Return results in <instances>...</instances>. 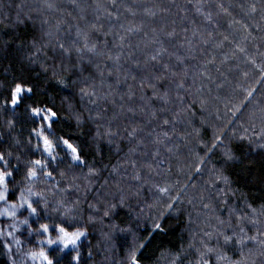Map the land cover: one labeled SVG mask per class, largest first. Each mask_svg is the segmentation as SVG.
I'll list each match as a JSON object with an SVG mask.
<instances>
[{
	"label": "trees",
	"instance_id": "trees-1",
	"mask_svg": "<svg viewBox=\"0 0 264 264\" xmlns=\"http://www.w3.org/2000/svg\"><path fill=\"white\" fill-rule=\"evenodd\" d=\"M17 83L33 92L12 108ZM82 88L94 95L81 99ZM33 105L56 112L55 136L85 162L71 165L58 148L52 179L41 174L33 188L52 205L29 221L34 231L48 223L86 232L59 264H75L77 253L79 264H131L133 249L138 264H264V0H0V152L11 153L15 172L9 203L26 187V163L42 158ZM149 135L155 143L143 159ZM58 202L71 211H53ZM12 223L0 217L4 236ZM234 233L243 245L224 244L223 234ZM4 243L0 264H13Z\"/></svg>",
	"mask_w": 264,
	"mask_h": 264
},
{
	"label": "snow or ice",
	"instance_id": "snow-or-ice-1",
	"mask_svg": "<svg viewBox=\"0 0 264 264\" xmlns=\"http://www.w3.org/2000/svg\"><path fill=\"white\" fill-rule=\"evenodd\" d=\"M255 9H253L254 11ZM60 49L63 53L70 54V50L65 48L63 44H60ZM79 51V50H78ZM88 51L93 52V48H88ZM156 59V57H152ZM57 83L62 86H66L63 80H58ZM33 92L32 87H24L22 83H17L14 89L11 90V100L10 104L12 108H16L22 101L25 95H30ZM81 99L85 97H91L94 93H89L86 89L80 90ZM94 103V101H92ZM131 111V109H129ZM31 117L34 121L40 123V129L33 131V135L37 138L36 151L41 152V159L30 160L26 163L25 167L27 169L24 176V183L26 187H23L20 190V194L16 197L17 202L9 203V197L14 196L15 193L9 188V184L13 183L14 170H9L11 165V153H8L7 156L0 152V203L4 204L3 210H0V217H5L9 220H12L13 223L9 225V228L4 236L3 232L0 231V237L5 239L4 247L8 249L9 253L12 251V242L16 245L21 244V240L16 237V233L20 231V226H24L28 229L29 235L33 233V229L29 221L32 218H39L41 216H47L49 208L52 205L49 203L48 199L41 193L33 190L34 185L37 180L43 175L47 180L52 179V171H49L50 166L57 164V149L63 147L66 155L70 156L71 165L80 166L85 162L81 159V152L72 145L68 139L63 137L57 138L53 130V123L56 117V112L51 108L39 107L33 105L29 109ZM167 123V121H165ZM13 127V123L9 121V128ZM137 134V129L132 128L131 131L127 132V137L134 139ZM109 141L116 136V133L111 131L106 133ZM217 145H213L216 147ZM226 157L231 160L233 159L232 155L228 152L225 153ZM19 159V158H17ZM70 165V166H71ZM55 168L53 167V171ZM199 171V169H197ZM89 176H94L96 174L95 170L89 169ZM63 175V174H62ZM160 191L166 192L167 189H160ZM121 206H123L121 204ZM117 205L113 204L111 207L104 212V216H108L111 211L116 209ZM169 209L172 205L168 206ZM53 211L59 213L61 216L67 215L71 211L70 208H65L63 202H58ZM24 212H27V216L24 219L17 220V216L23 215ZM160 225H156V229H160ZM243 231V229H241ZM36 235H42L45 239L38 241L39 244L45 245L48 251H45L44 248H41L39 253L32 252L30 256L36 258L37 256L40 259V264H59V260L66 255H70L71 251H75L78 247L79 241L81 238L86 236V232L77 229L74 232H70L63 224L60 225H49L48 223H43L38 229H35ZM52 233H55L53 237ZM254 239V238H249ZM243 245L244 239H236V234L227 235L223 234V241L225 245L233 243ZM144 247V245H140ZM71 250V251H70ZM137 251L138 249H133L130 253L131 264H138L137 261ZM208 252H212L213 249L209 248ZM59 253V258L55 254ZM218 259H227L222 254L218 255ZM72 261L75 264H79V254L72 256ZM71 264V262H70Z\"/></svg>",
	"mask_w": 264,
	"mask_h": 264
},
{
	"label": "rangeland",
	"instance_id": "rangeland-1",
	"mask_svg": "<svg viewBox=\"0 0 264 264\" xmlns=\"http://www.w3.org/2000/svg\"><path fill=\"white\" fill-rule=\"evenodd\" d=\"M54 1H56V0H54ZM39 5V4H38ZM41 8H42V11H44V12H46L47 11V7H45V4H43V6H41ZM39 10H40V7H39ZM41 11V10H40ZM41 11V12H42ZM51 11H54V10H51ZM54 13H55V11H54ZM78 18H80V16L79 15H76ZM89 17H93V18H95L96 17V15L95 14H91L90 12H89ZM82 22H83V20H82ZM134 52V51H133ZM132 52V53H133ZM135 53L136 54H139V52L137 51V50H135ZM132 64H133V62H132ZM137 64H133V66H136ZM147 65H149V61H146L145 63H143L142 65H141V68L144 70V69H146V67H147ZM116 67V64L115 65H113L111 68H115ZM136 69H137V67H135ZM178 76H179V79L181 78V79H186L185 77L186 76H184V74L183 75H181V74H178ZM162 77V76H161ZM125 79H123V81H124ZM131 82H133L132 80H131ZM136 83V86H137V88L138 89H140V88H142L141 86H142V83H144V81L143 80H140V81H135ZM146 85V84H145ZM154 97V96H153ZM165 101V100H164ZM167 101V100H166ZM148 102V101H147ZM176 103L177 104H179L180 102H179V100H178V97H176L175 98V100H174V102L173 103H171V105L170 106H173V107H175L176 108ZM179 107H180V105H179ZM256 111V110H255ZM258 112V111H257ZM263 112V111H262ZM138 113H139V115H137V117L136 118H138V117H140V115H141V110H139L138 111ZM184 113L182 112V109H178L177 110V112H176V117H178L179 115H183ZM260 114V113H259ZM256 115V112H255V114H254V112H249V114H248V116H249V118H250V120H252V121H255V122H260V121H262V115ZM117 118H121V117H123L122 115H121V113H118L117 114ZM133 116V115H132ZM184 116V115H183ZM141 117H143V116H141ZM205 118V120H204V122L205 123H209L210 124V122H211V119H212V114H206V116L204 117ZM187 120V119H186ZM179 122V121H178ZM192 131H191V135H192ZM154 134V133H153ZM36 141H37V138H36ZM154 143H155V140H154V138H152L150 135L148 136V139H146V142H145V144H143V151L145 152L144 154H142L143 156V159H145L146 158V155H147V153H148V151H149V148H152V146H154ZM145 146H146V150H145ZM63 148V147H62ZM155 148V147H154ZM64 149V148H63ZM158 151H161V150H158ZM167 152V151H166ZM131 156V154L129 153L128 154V157L130 158V156ZM172 155H174V154H172ZM180 156V155H179ZM178 156V157H179ZM69 158H70V156H68ZM137 157H138V155H137ZM185 157H187V155H185ZM128 158V159H129ZM133 158H136V155L134 154V156H133ZM187 159H188V157H187ZM130 160V159H129ZM132 160V159H131ZM179 161V160H178ZM180 162V161H179ZM146 165H144V163H139V169H144V168H147V167H145ZM173 169H176V170H174V171H179V170H181L180 168H178L177 166L175 167V168H173ZM152 174V173H151ZM147 176H149L150 177V175H147ZM144 181H146L147 180V178L145 177V175H144ZM146 183L144 182V183H139V185H137V189H136V191H137V193L136 194H132V195H134V196H138L139 195V192H140V189H141V187L142 186H144ZM152 187V186H151ZM152 189H155L154 187H152ZM125 199H126V197H125ZM155 200H157V199H155ZM155 200H153L152 199V201L153 202H155ZM151 206H149V208H150ZM230 213V212H229ZM229 216H230V214H228ZM24 216H27L26 214L25 215H22V216H19L18 217V219L17 220H20V219H24ZM30 223V225H31V228L33 227L32 226V224H31V222H29ZM20 231H18L17 233H16V237L19 239V240H21V244L20 245H16L14 242H12V245H11V247H12V251H11V253H9V256H10V259H11V262H13V264H40V259H39V257L37 256L35 259L34 258H32L31 256H30V253H32V252H36V253H39V251L41 250V248H44L45 249V251H48V249H47V247L45 246V245H41V244H39L38 243V241H40V240H43V239H45V237L44 236H42V235H36V233H35V231H34V229H33V233H32V235L30 236L29 235V232H28V229L26 228V227H24V226H20ZM38 229V228H37ZM52 235H53V237H55V233H52ZM190 235H192V232L190 231ZM107 240H105V242H106ZM9 252V251H8Z\"/></svg>",
	"mask_w": 264,
	"mask_h": 264
}]
</instances>
